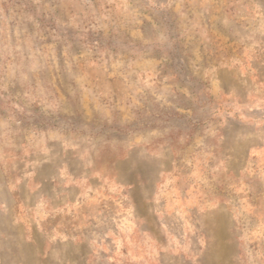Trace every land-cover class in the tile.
<instances>
[{
  "label": "rangeland",
  "instance_id": "obj_1",
  "mask_svg": "<svg viewBox=\"0 0 264 264\" xmlns=\"http://www.w3.org/2000/svg\"><path fill=\"white\" fill-rule=\"evenodd\" d=\"M0 264H264V0H0Z\"/></svg>",
  "mask_w": 264,
  "mask_h": 264
}]
</instances>
